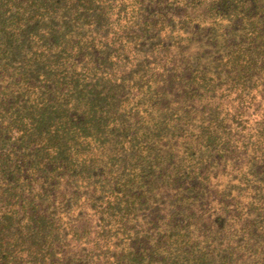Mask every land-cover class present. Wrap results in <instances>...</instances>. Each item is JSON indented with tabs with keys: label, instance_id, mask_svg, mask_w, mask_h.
Segmentation results:
<instances>
[{
	"label": "trees",
	"instance_id": "trees-1",
	"mask_svg": "<svg viewBox=\"0 0 264 264\" xmlns=\"http://www.w3.org/2000/svg\"><path fill=\"white\" fill-rule=\"evenodd\" d=\"M0 264H264V0H0Z\"/></svg>",
	"mask_w": 264,
	"mask_h": 264
}]
</instances>
